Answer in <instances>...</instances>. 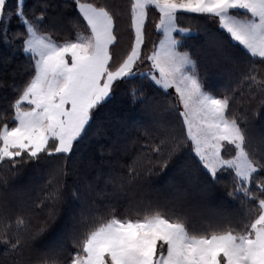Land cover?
<instances>
[{
  "label": "snow or ice",
  "instance_id": "1",
  "mask_svg": "<svg viewBox=\"0 0 264 264\" xmlns=\"http://www.w3.org/2000/svg\"><path fill=\"white\" fill-rule=\"evenodd\" d=\"M24 2L17 0L13 10L7 0H0V42L10 43L8 24L15 16L24 28L16 35L31 69L11 105L13 126L0 124V169L18 170V165L39 161L42 156L69 158L87 137L96 111L113 98L118 84L147 81V87L166 95L174 90L177 102L173 108L180 131L165 129L159 144L145 145L147 151L129 165L130 176L139 174L138 161L150 165L147 170L151 171L155 164L166 166L187 149L214 180L218 174L231 173L235 191L229 195L242 196V204H251L235 223L209 224L202 229L193 227L175 209L151 203H138L121 214L85 216L74 242L77 251L70 259H61L53 250L29 264H264V183L256 185L258 192L251 188L255 176L264 172V154L256 158L246 125L233 113L234 104L251 103L258 95L264 104V78H258L255 71L257 63L264 64V0H131L133 39L118 63L115 13L107 6L74 0L87 34L77 31L74 39L58 41L42 26L47 5L29 18ZM150 9L159 13L155 27L160 39L145 53ZM181 14L214 22L248 58L251 67L242 74L237 88L217 95L206 87L197 61L187 50L192 30L179 25ZM145 61L150 62L148 70H136ZM144 87L129 90L130 103H147ZM55 179L53 174L49 180L52 188L36 204L42 208L45 201L50 202L48 218L38 227L17 216L10 237L12 225L0 202V244L9 245L6 252H23L46 230L62 199ZM3 182L5 178L0 176ZM126 183L131 184L132 179ZM124 186L122 182V190Z\"/></svg>",
  "mask_w": 264,
  "mask_h": 264
},
{
  "label": "trees",
  "instance_id": "2",
  "mask_svg": "<svg viewBox=\"0 0 264 264\" xmlns=\"http://www.w3.org/2000/svg\"><path fill=\"white\" fill-rule=\"evenodd\" d=\"M81 1L107 6L115 13L119 41L115 55L118 63L130 49L133 39L129 12L131 0ZM16 4L17 0H7L8 7L13 10ZM45 4L47 14L42 26L52 32L56 40L74 39L77 31H87L86 22L78 14L74 0H25L24 11L31 18L39 15ZM158 21L159 13L150 9L143 51H150L155 43L152 39L160 36L152 27ZM178 23L192 30L186 47L197 61L206 87L217 95L237 88L242 74L251 67L248 58L218 31L214 22L193 14H181ZM23 31V25L13 16L8 24L10 43L0 42V124L9 122V126H13L10 123L11 105L31 73L30 61L22 54L21 40L16 35ZM255 71L258 78H264V64L257 63ZM142 85L149 99L146 104L133 105L129 100V90ZM146 85L147 81L139 80L118 84L113 98L96 111L87 137L69 158L42 156L39 161L18 165V170L0 169V176L6 181L0 183V202H3L7 222L12 225L10 237L15 232L17 216H23L34 227L48 218L50 202L45 201L42 208H37L36 204L44 201L52 188L49 180L53 174L56 177L54 184L61 186L62 192V199L55 207L46 230L30 248L17 254L6 252L9 245L0 244V264H14L16 261L29 264L51 255L53 250L61 259H70L71 253L77 251L74 242L79 236L82 217L106 215L113 211L121 214L126 208L141 202L175 209L196 229L209 224L235 223L251 207V204H242V196L229 195L235 191L231 173L218 174L214 180L187 149L173 156L166 166L155 164L151 171L147 170L150 165L138 161L136 172L139 174L134 178L130 176L129 165L140 153L147 151L145 145L159 144L163 137L164 131H158V125L163 123L180 131L178 114L173 108L176 104L174 96ZM236 95H240L239 91ZM260 99L258 95L251 103L233 105V113L247 127L250 146L257 159L264 154V132L260 129L264 122V104L259 102ZM149 125L154 126V130L146 127ZM153 159H156L155 155ZM129 179H132L131 184L126 183ZM122 182L125 184L123 190ZM259 183H264V172L255 176L251 185L253 191L258 192L256 185ZM180 184L187 188L181 190ZM178 190L182 192L178 193ZM12 242H15L14 237Z\"/></svg>",
  "mask_w": 264,
  "mask_h": 264
},
{
  "label": "rangeland",
  "instance_id": "3",
  "mask_svg": "<svg viewBox=\"0 0 264 264\" xmlns=\"http://www.w3.org/2000/svg\"><path fill=\"white\" fill-rule=\"evenodd\" d=\"M81 2H84V1H81ZM185 17V16H184ZM185 18H187L188 20H190V21H193L192 19H190V18H188V17H185ZM159 22V21H158ZM152 27H154L155 29H156V27H155V25H153ZM186 28H189L190 29V27H186ZM81 33H84V34H87V31L86 32H81ZM159 39H160V36L157 38H153L152 40L153 41H155V43H158V41H159ZM152 48H150V50H151ZM145 53H149L150 51H144ZM120 56H122V55H120ZM149 63L150 62H147V61H145L143 64H141V65H138L137 66V69L136 70H138V71H141V72H143V71H147L148 70V67H149ZM169 92L174 96V98H175V102H177V97H176V95H175V93H174V90L173 89H169ZM180 110H182V106H181V109ZM160 113H161V110H160ZM178 114V113H177ZM159 126V129H158V131H164L165 129H171V127H169V126H166L165 124H160V125H158ZM149 130H154V126H146ZM260 129H261V131H263L264 132V122L261 124V126H260ZM263 140H264V138H263ZM228 153L226 152V155H227ZM182 186H185L184 184H180L179 185V188L181 189V190H184L183 188H187L186 186L185 187H182ZM178 188V189H179ZM179 192L178 193H181L182 191H180V190H178ZM183 192H185V191H183ZM186 193V192H185ZM176 197H177V195H175ZM208 209H210V207L208 208ZM55 247V246H54Z\"/></svg>",
  "mask_w": 264,
  "mask_h": 264
}]
</instances>
